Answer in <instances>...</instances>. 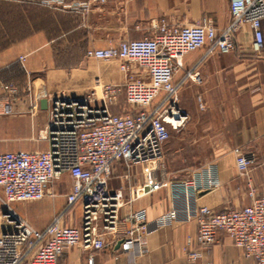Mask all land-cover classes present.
<instances>
[{
    "label": "built area",
    "instance_id": "obj_1",
    "mask_svg": "<svg viewBox=\"0 0 264 264\" xmlns=\"http://www.w3.org/2000/svg\"><path fill=\"white\" fill-rule=\"evenodd\" d=\"M58 11L87 16L93 7L111 0H23ZM231 21L219 30L212 19L191 25L152 20L150 34L140 40H125L104 49H92L87 58L112 62L124 75L122 84H103L102 97L97 91L81 96L62 95L52 99L48 124L37 140L47 150H16L0 153V201L8 210L13 203L43 201L56 182L68 175L73 181L65 207L44 229H36L18 217L0 229V264H60L71 248L102 251L119 240L130 251L144 234L171 226L181 219L197 223L195 248L188 263L198 264L204 253L219 240L221 233L230 237L246 257L264 264V195L248 183L250 205L218 212L198 205V195L220 186L217 169L210 166L190 178L169 182L176 197L174 206L155 221L146 211L121 217L122 209L132 201L124 191L113 190L110 181L113 166L121 163L127 170L157 164L172 132H179L188 120L180 107V90L186 79L198 81V74L187 72L180 81L175 75L183 68V58L204 49L203 58L227 55L237 49V36L245 26L253 33V50L264 51V0H231ZM9 97L18 95L5 85ZM124 95L131 111L112 113L118 97ZM200 107L205 109L202 98ZM10 114L8 106L0 115ZM240 177H248L255 155L234 148ZM131 196L136 193L129 185ZM82 207L80 226L64 224L74 207ZM91 264L93 259L91 258Z\"/></svg>",
    "mask_w": 264,
    "mask_h": 264
},
{
    "label": "crops",
    "instance_id": "obj_2",
    "mask_svg": "<svg viewBox=\"0 0 264 264\" xmlns=\"http://www.w3.org/2000/svg\"><path fill=\"white\" fill-rule=\"evenodd\" d=\"M230 2L111 0L103 6L93 7L84 17L23 0H0L7 19L15 10L27 14L33 12L28 11L32 7L41 12L37 25L28 21V31L18 38H11L15 32H10L0 20V102L2 109L6 106L10 109V114L0 116V128L7 129L8 135L20 138L18 140L28 136L26 140L35 142L33 150H47L49 145L38 141L37 137L48 124L54 97L67 94L79 96V92L86 90L99 75L104 80L116 76L117 83L124 80L117 65L113 71H104L99 75L92 71L89 66L95 61L87 58L89 50L109 48L125 40H140L150 34L151 21L162 18L180 25L212 19L222 30L231 21ZM262 27L264 31V21ZM237 44L236 51L227 55L218 53L203 58L204 49L189 53L183 58L182 70L175 75L177 82L187 72L199 77L198 81L186 79L180 90V104L189 109L193 118L192 126L182 133L183 146H199L198 126L205 125L210 128L206 135L215 132L214 136H206L211 137L207 146L218 151L201 166L192 161L186 163L184 159L181 162L179 156L173 154L167 159L171 165L170 173L166 170L167 174L160 171L158 163L137 165L131 170L125 169L121 163L114 164L111 189H122L127 200L132 198L122 209V218L146 211L148 220L155 221L176 201L169 182L190 178L210 166L217 169L220 186L200 193L199 206L218 212L244 208L251 203L249 182L264 195V51L261 55L254 53L253 33L249 26L239 33ZM5 85H13L18 95L9 97L3 88ZM198 98H202L205 111L197 108ZM237 147L255 155L248 177L238 174L237 156L233 152ZM181 163L183 168L180 169H188L187 175L182 178L175 170V165ZM61 182L42 202L25 213L33 219L44 218L50 223L65 207L66 195L73 188V181L68 175ZM129 185L136 190L132 196ZM59 198L61 201L56 202ZM81 221L82 207L77 205L65 216L64 224L80 226ZM48 224L33 227L41 230ZM141 233L144 239L130 251L123 250L119 240L102 251L86 252L74 247L62 255L60 264H91V258L93 264H189L188 253L195 248L197 235L194 220L181 219L171 226L154 229L147 234L142 230ZM198 264L257 263L246 257L230 237L221 233L218 242L204 253Z\"/></svg>",
    "mask_w": 264,
    "mask_h": 264
},
{
    "label": "rangeland",
    "instance_id": "obj_3",
    "mask_svg": "<svg viewBox=\"0 0 264 264\" xmlns=\"http://www.w3.org/2000/svg\"><path fill=\"white\" fill-rule=\"evenodd\" d=\"M15 10V9H14ZM28 11H33L32 13H27L24 14L23 12L19 11V10H15L13 11L11 18L7 19L5 12L3 13V16L0 18L2 24L6 27H9V29L14 30L11 32H15V34H13V36H15L14 38H18L19 36L23 35L24 33H26L28 31V27H29V23L28 21H30L32 24H36L37 25V21H38V17L40 16V11L39 10H35L34 8H30L28 9ZM9 23V24H8ZM20 34V35H19ZM12 36V35H11ZM92 71L96 72V74L98 73H103L104 71H113L115 69V64L112 62H93L92 64L90 63V66ZM116 77V76H115ZM110 77L106 80H104L102 78V76H97V78L93 79L91 85L84 91L79 92V96L86 94V93H91L93 91H97L98 97H102V87H98L97 86V81H101V83L103 84H122L124 82V80L122 81V83H117L119 80L116 77L115 78ZM121 82V81H120ZM69 96H78V95H72V94H67ZM62 96V95H61ZM116 105H112L111 106V112L112 113H121L122 111H131V107L126 103L125 101V97L124 95H121L118 97L117 101L115 102ZM196 106L200 111H205L202 110L199 104V101L196 100ZM180 107L187 113L188 115V120L185 124V127L179 131V132H172L170 141L165 145L164 147V155L163 158L158 161L159 164V169L161 172L166 173V170L168 171V173H170L171 169L170 166L168 164V157H172L173 154L179 156V158L181 159V162L183 161V159L186 161V163H190V161H192L193 163H196L197 166H201L204 163H206L207 161L212 159V155L215 153V151L218 149H214L212 147L207 146V144L209 143L211 137H206L208 136H214L215 132H209L207 135L206 133L208 132V129L210 128H206L205 125L202 126H198V129L200 132L197 133V139L200 141L199 142V146L194 147V148H185L183 146V142H182V133H184L188 128H190L193 122V118H192V114L189 111V109L183 107L180 104ZM206 108V107H205ZM2 116V115H0ZM32 134V132H31ZM32 137V136H30ZM29 137L26 136L24 138H22L21 140H18L20 138L16 137V136H10L8 135L7 129H1L0 128V150H7V151H11V150H28V151H32L33 147L32 145L35 143L34 141H29L26 140ZM15 146L17 148H15ZM0 151V152H1ZM176 158V157H175ZM183 164H178L175 165V170L177 169V174L179 176H181L180 178L184 177L187 175V170L188 169H180L179 167H182ZM179 170V171H178ZM62 182H56L55 185L53 186V188L55 186H59L61 185ZM61 198H59L56 202H60ZM42 201H36V202H26V203H13L10 205V209L8 210V208L5 207V205H3L0 201V229L1 227L5 226L7 224V221H9V219L7 218V216H12V217H18L20 219H23L24 221L28 222L31 226L37 227L38 225L44 224V223H49L48 220L45 221L46 219L44 218H31L29 215H27L25 212L27 209L31 208L32 206L40 203ZM7 211L9 213V215H5L4 212Z\"/></svg>",
    "mask_w": 264,
    "mask_h": 264
},
{
    "label": "trees",
    "instance_id": "obj_4",
    "mask_svg": "<svg viewBox=\"0 0 264 264\" xmlns=\"http://www.w3.org/2000/svg\"><path fill=\"white\" fill-rule=\"evenodd\" d=\"M36 5H38V6L40 7L39 4H36ZM41 7H42V6H41ZM49 9H50V8H49ZM52 10H53V9H52ZM25 12H27V9H26V8H25ZM1 15L3 16V10H2V8H1V6H0V18L2 17ZM11 31H14V30H11V29H10V32H11ZM19 35H20V34H19ZM14 37H15V36H12L11 38H14ZM12 86H13V85H12Z\"/></svg>",
    "mask_w": 264,
    "mask_h": 264
},
{
    "label": "water",
    "instance_id": "obj_5",
    "mask_svg": "<svg viewBox=\"0 0 264 264\" xmlns=\"http://www.w3.org/2000/svg\"><path fill=\"white\" fill-rule=\"evenodd\" d=\"M5 215H9V213L7 211L4 212Z\"/></svg>",
    "mask_w": 264,
    "mask_h": 264
}]
</instances>
